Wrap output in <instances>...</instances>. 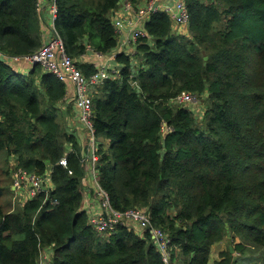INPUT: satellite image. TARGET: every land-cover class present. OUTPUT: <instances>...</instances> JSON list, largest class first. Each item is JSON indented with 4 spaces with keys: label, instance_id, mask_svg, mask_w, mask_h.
Returning <instances> with one entry per match:
<instances>
[{
    "label": "trees",
    "instance_id": "obj_1",
    "mask_svg": "<svg viewBox=\"0 0 264 264\" xmlns=\"http://www.w3.org/2000/svg\"><path fill=\"white\" fill-rule=\"evenodd\" d=\"M55 4L67 54L94 75L80 59L118 47L121 0ZM188 12L178 34L169 13H152L135 51L116 56L117 79L94 91L99 185L114 211L147 210L177 264H211L226 240L215 264H235L234 253H260L264 264V0H188ZM44 24L38 0H0V152L52 183L48 197L12 208L11 190V209L0 203V264H39L44 250L50 264H164L149 231L121 223L103 236L82 211L83 146L59 117L68 86L41 66L19 74L9 60L43 46ZM183 94L205 107L202 120L176 104Z\"/></svg>",
    "mask_w": 264,
    "mask_h": 264
},
{
    "label": "built area",
    "instance_id": "obj_2",
    "mask_svg": "<svg viewBox=\"0 0 264 264\" xmlns=\"http://www.w3.org/2000/svg\"><path fill=\"white\" fill-rule=\"evenodd\" d=\"M44 0H38V7L41 8V4ZM56 0H52V15L54 21L57 16V6L55 4ZM150 7L146 11L137 12L135 6L130 3L126 6L127 10L132 11L140 21L143 22L142 28L135 30L133 34L132 44L135 47L138 41L139 34L143 30L144 25L150 18L156 3H161L167 0H149ZM175 10H172L170 18L172 20L173 30L177 28L178 33L187 30L190 23V16L188 12V0H176ZM157 10V9H156ZM156 12V11H155ZM167 12V11H165ZM168 13V12H167ZM116 32L120 36L124 24L117 21ZM100 55V54H98ZM101 56V55H100ZM117 56V55H116ZM115 56V57H116ZM12 63L25 62L33 68L34 66H41L47 73L55 75L60 81L70 83L74 89V102L77 106L79 113L81 115L80 121L83 125L88 126L91 133L94 135L92 130V123L90 122L92 116L93 107V94L96 88L100 87L105 80H112L118 77L120 71L116 69L108 73L105 69H102L98 73L90 77H86L84 73L77 66V62L74 58L69 56L66 52L64 41L60 36L57 35L54 27V35L47 41H44L43 46L33 55L27 57H16L9 59ZM113 77V78H112ZM197 101L195 97L191 94H183L176 99V104L188 106V103ZM94 163L98 162V157L95 155L93 157ZM63 167L68 166L67 158H63L60 162ZM13 187H14V200H18L20 192L27 190L29 192L30 200L36 199L40 194L45 193L47 197L51 193L52 183L49 177H38L34 174H29L23 170H14L13 177ZM100 193L104 197V202L108 212L103 214L89 215L90 223L94 229L103 236H108L113 233L116 227L121 223L131 222L137 225V227L142 231H149L152 234L153 242L162 255L164 264H177L178 262L174 259L176 257V249L172 245V240L169 235L161 229L155 228L151 223L150 215L146 209H134L127 211L125 213H118L114 211L110 206V201L107 193L98 185ZM20 205V204H18ZM14 204V208L16 207ZM48 251L44 250L41 256L39 264H43L44 260L43 254L45 255V264H49L51 261L46 257ZM175 255V256H174Z\"/></svg>",
    "mask_w": 264,
    "mask_h": 264
},
{
    "label": "crops",
    "instance_id": "obj_3",
    "mask_svg": "<svg viewBox=\"0 0 264 264\" xmlns=\"http://www.w3.org/2000/svg\"><path fill=\"white\" fill-rule=\"evenodd\" d=\"M50 1L52 0H44L40 8L41 16L43 17L45 21V24L43 26V33L45 36V41L49 40L54 35V17L52 15L53 5L50 3ZM175 2L176 0H167V1L161 2L156 11H167L170 14L172 10H175L174 9ZM128 4H130L129 0H121L120 8L114 14V17H113V21L115 23L119 21L124 24V28L119 36L118 47L110 55H107V56H102V55L100 56L97 53H94L93 51H91L88 53V55L85 56L84 60L82 59V62L84 64L92 65L95 68L101 67L102 69H105L109 73H110V70L116 71L117 69L120 71V68L118 67L115 61L116 59L115 56L123 52L130 54V52L133 51V49L135 51V47L131 45L133 34L135 30L142 28L143 22L140 21L139 18L132 11L127 10L126 6ZM149 7H150V1L144 0L135 6V10L137 12L146 11L147 9H149ZM174 32H179V30L177 28H174ZM13 63L16 64L14 65V68L19 74H22V73L27 74V72L30 70V66L23 61L18 64L15 62ZM137 65H138V62L134 64V66H137ZM115 79H117V77H115L112 80H115ZM67 86H68L69 92L67 95V99L62 104L61 108L67 109L68 107H72L74 115H75L74 117L76 120H78L79 110L74 102V89L70 83H67ZM87 130L89 132V129ZM77 135L79 136L80 143L83 146L85 173H86V178L84 181V191H83L84 200L82 204V211H85L88 215L103 214L105 212H108V209L106 208L104 197L102 196V194L100 193V190L98 189V185H99V175H98V170H97L98 162L94 163L93 161V157L97 155V149H98V146L101 144V142L98 141L91 132H89L90 140H88L87 142L84 141L81 131L78 132ZM12 180H13V177H12ZM12 190L14 191V187L12 188ZM17 201L21 205L30 201L29 192L27 190L21 191ZM12 208H13V204H12ZM128 225H130L132 229H134L136 232L138 233L142 232L137 227V225H135L134 223L128 222ZM224 242L218 244V245H221V247L218 249L219 251L225 250L222 248ZM218 245L214 246L212 249V254H211L212 259H213V252L215 248H217Z\"/></svg>",
    "mask_w": 264,
    "mask_h": 264
},
{
    "label": "rangeland",
    "instance_id": "obj_4",
    "mask_svg": "<svg viewBox=\"0 0 264 264\" xmlns=\"http://www.w3.org/2000/svg\"><path fill=\"white\" fill-rule=\"evenodd\" d=\"M133 45V44H131ZM89 52H91L89 50ZM86 53V55H88V53ZM133 51L130 52L133 53ZM95 53V52H94ZM85 55V56H86ZM85 56H83L80 61L82 62V59H85ZM14 67V63H11ZM188 108L193 110L194 113L196 114L197 118L202 120L204 118L203 113L205 112V107H203L199 101H194L191 103L187 104ZM69 108V107H68ZM67 108V109H68ZM63 112H66V109L62 108V112L60 110L59 112V117L62 118V121L64 124H67V126L69 128H72L75 132H80L83 135L84 141L87 142L88 140H90V135L88 130L85 128V125L82 124L81 121L76 120L75 119V115L74 112L71 108V114L72 115H68V116H63ZM81 122V123H80ZM62 123V124H63ZM16 169V162H15V158L12 157H8V155L5 152H0V186L2 188H4V195L3 198L0 199V203L3 206H6V209L9 210L11 208L10 204H9V199L11 197V190H12V177H14V170ZM10 187V189H9ZM16 203V205L19 204V202L16 200L12 201V204L14 206V204ZM221 247V245H218L217 248H215L214 252H213V259L211 257V264H215V261H219L221 260V253L223 252H228L229 250H231L230 248V241L226 240L222 246L223 249H225L224 251H219L218 249ZM235 254V253H234ZM232 255L234 263L235 264H262V262L260 261V253H254L255 255H247V256H241L239 254H235ZM51 255L50 252L46 253V257L49 258V256ZM44 260H42V263L45 264V260H47L45 258V255L43 254Z\"/></svg>",
    "mask_w": 264,
    "mask_h": 264
},
{
    "label": "bare ground",
    "instance_id": "obj_5",
    "mask_svg": "<svg viewBox=\"0 0 264 264\" xmlns=\"http://www.w3.org/2000/svg\"><path fill=\"white\" fill-rule=\"evenodd\" d=\"M113 24H114V27L116 28V24H115V22H113ZM100 71H101V68H97V73L100 72ZM110 71H112V70H110ZM48 252L51 253V251H48ZM49 259L51 260V255L49 256ZM174 259L176 260V257H175ZM50 262H51V261H50ZM50 262H49V264H50Z\"/></svg>",
    "mask_w": 264,
    "mask_h": 264
},
{
    "label": "water",
    "instance_id": "obj_6",
    "mask_svg": "<svg viewBox=\"0 0 264 264\" xmlns=\"http://www.w3.org/2000/svg\"><path fill=\"white\" fill-rule=\"evenodd\" d=\"M159 5H160V3H156V4H155L154 9H153V12L156 11V9L159 7ZM34 67H36V66H34ZM164 146H165V144H164Z\"/></svg>",
    "mask_w": 264,
    "mask_h": 264
}]
</instances>
